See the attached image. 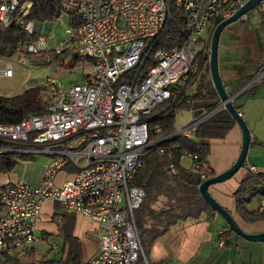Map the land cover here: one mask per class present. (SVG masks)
<instances>
[{"label": "built area", "instance_id": "built-area-1", "mask_svg": "<svg viewBox=\"0 0 264 264\" xmlns=\"http://www.w3.org/2000/svg\"><path fill=\"white\" fill-rule=\"evenodd\" d=\"M58 1L62 10L81 20L70 31V42L90 70L81 83L67 89L56 83L47 85L44 113L15 123L0 122V140L22 145L12 151L52 157L37 185L18 181L3 191L0 249L11 254L37 241L42 206L50 200L65 212L90 217L101 228L97 254L79 264H138L139 257H145L135 214L146 190L131 182L145 150L161 140L151 138L148 115L171 97L176 82L197 70L195 57L198 52L209 56L214 27L247 0ZM31 6V0H0V24H22L29 35L38 34L34 40L18 43L16 52H60V46L52 51L48 48L42 34L44 21L24 22ZM259 7L264 8V0ZM174 11L181 13L189 33L180 45L164 48L159 42H168L162 36ZM201 35L203 43L197 49ZM12 74L10 63L0 70L2 76ZM262 81L264 66L230 99ZM220 108L218 102L201 111L172 135L189 136L198 123ZM6 151L11 150L0 148ZM187 157L196 156L189 153ZM246 167L257 171L254 165ZM168 170L177 174L173 163ZM58 171L69 174L60 184L55 181ZM260 208L264 209V197Z\"/></svg>", "mask_w": 264, "mask_h": 264}, {"label": "trees", "instance_id": "trees-1", "mask_svg": "<svg viewBox=\"0 0 264 264\" xmlns=\"http://www.w3.org/2000/svg\"><path fill=\"white\" fill-rule=\"evenodd\" d=\"M31 1V9L24 18V22L54 20L62 11L58 0ZM80 23L81 20L77 16H71L72 28ZM188 33L183 16L179 11H174L169 26L162 36L168 42L164 43L161 40L159 45L165 46L164 48L180 45ZM37 36L36 33L30 35L26 33L22 24L14 22L0 24V55H11L18 43L34 40ZM68 52L73 60H83L76 54L75 47L68 48ZM23 53L28 56L34 55ZM208 61L207 56L198 52L195 57V62L198 64L197 70L190 71L185 80L176 82L171 97L156 106L148 115L151 138L161 140L145 150L131 182L132 185L142 186L146 190L144 202L135 214L145 257V259L139 257L138 264H144L145 260L148 264L164 263V260L155 261L149 250L153 242L162 237L170 227L186 221H196L203 216L206 220H210L217 213L203 200L198 187L204 180L215 176V172L207 161L211 140L224 138L232 126L236 125V121L226 109L220 108L198 123L189 136L182 133L172 135L177 130L174 121L179 109L197 108L196 111L200 112L210 110L218 104L219 99L211 80ZM45 87L47 88V86H41L30 89L25 94L12 97L0 95V122L15 123L30 115L44 113L49 95L44 92ZM255 92L256 87H252L237 96L233 100L235 109L240 112L241 105L237 103V100L246 96L252 97ZM157 128L158 131L155 130ZM20 146L22 145L19 143L0 140L1 149L11 150L0 152V173L12 170L18 161L33 158L32 153L12 151ZM189 153L196 156L191 160L192 164L199 165L197 169H194L192 165L185 167L181 164L182 159ZM170 163L175 164L176 175L168 170ZM242 168H246V162ZM201 173L204 174V179L200 178ZM7 187L8 185L0 189V211L4 208L2 194ZM160 196L172 204L168 202L166 206L153 207ZM232 196L234 213L241 220L248 223L264 221V209L260 208V200L264 197V172L247 170ZM251 203H254V207H250ZM57 217H60L59 221L56 220ZM75 218V214L65 211L55 213L52 217L54 222L57 221L58 236L63 240L62 258L59 260L49 259L46 256L37 258L34 246L28 245L11 254L0 249V264H79L83 262L80 251L81 242L74 233ZM233 233L230 229L221 233L220 238H223L224 246L231 244Z\"/></svg>", "mask_w": 264, "mask_h": 264}, {"label": "crops", "instance_id": "crops-1", "mask_svg": "<svg viewBox=\"0 0 264 264\" xmlns=\"http://www.w3.org/2000/svg\"><path fill=\"white\" fill-rule=\"evenodd\" d=\"M241 20V23L233 22L224 27V30L230 27L232 32L220 39L218 46V70L228 94L233 93L264 66V35L258 39L246 23L252 20L260 24V19L255 13L248 12ZM256 89L254 96L243 97L237 100V103L241 105L239 113L250 130L246 165H254L257 171L264 172V81L257 85ZM196 110L197 108H193L192 120L203 111ZM241 140V130L237 124L232 126L224 138L211 140L207 161L215 174L232 165L239 154ZM50 161H18L12 170L0 173V189L18 181L37 185ZM181 164L190 167L192 160L184 157ZM247 170V167L241 168L231 178L210 186L209 192L233 215L243 231L259 233L264 231V221L248 223L234 213L232 194ZM68 175L66 171H58L55 181L60 184ZM56 208H61L57 202H44L36 229L39 239L47 240L50 233L58 236L56 222L60 217L56 218V222L52 220ZM227 230L229 228L226 221L218 213L210 220L203 216L199 220L186 221L170 227L162 237L153 242L149 251L155 261L164 260V263L169 264H264V240L249 241L233 233L231 244L224 246L220 235ZM99 244L100 239L94 253L83 261L97 254Z\"/></svg>", "mask_w": 264, "mask_h": 264}, {"label": "rangeland", "instance_id": "rangeland-1", "mask_svg": "<svg viewBox=\"0 0 264 264\" xmlns=\"http://www.w3.org/2000/svg\"><path fill=\"white\" fill-rule=\"evenodd\" d=\"M249 13H255L260 19V24H257L256 21L252 20L250 22H246L249 27L253 29L259 39V36L264 35V8L262 9L259 5H257L255 8L251 9ZM71 16V13L62 10L54 20H44L42 34L46 37V44L50 51L60 46V52L51 55L48 51V54L41 52L28 56L23 52H16L15 48L14 52L9 56L0 55V70H2L7 63H10L13 69V74L10 77L0 75L1 96L12 97L21 95L25 94L30 89L47 86L49 84L51 85L53 83L62 85L64 89H67L75 83L82 82L90 68L87 60H73L72 55L68 52V48L74 47L73 43L70 42V31L72 30V26L70 24ZM243 17L233 22L241 23V19ZM223 30L220 34V39H223L225 36H229L230 32H232L230 27L224 31ZM202 40L203 36L201 35L199 37V41L197 42V49L202 45ZM258 47L260 46L258 45ZM259 84H261V82L254 84L253 87H257ZM44 92L49 93L48 88H46ZM262 102L263 101H261V103ZM191 120L192 112L186 108H181L178 110L175 117V128L179 130L180 128L187 126ZM38 159L49 161L52 157L42 153L34 154L32 160ZM168 202L172 204V202L160 196L153 204V207H163L166 206ZM250 207H254V203H251ZM55 212L59 213L62 212V210L61 208H56ZM2 213L3 210L0 211V214ZM75 216V234L79 237L81 242L80 251L81 258L83 260L90 257L97 248L101 228L97 222L88 216H84L82 214H75ZM32 246L35 248V256L37 258L44 256L55 260L62 258L61 251L63 248V240L55 233H50L47 240H43L41 238L38 239L32 244ZM54 246L57 247L58 251L54 248Z\"/></svg>", "mask_w": 264, "mask_h": 264}, {"label": "water", "instance_id": "water-1", "mask_svg": "<svg viewBox=\"0 0 264 264\" xmlns=\"http://www.w3.org/2000/svg\"><path fill=\"white\" fill-rule=\"evenodd\" d=\"M262 0H247L241 5L231 16L220 21L213 29L210 39V54H209V72L213 86L219 97V105L226 109L229 114L236 121V124L241 130L242 140L240 144V151L232 163V165L226 170L215 174V176L204 180L198 187L199 193L203 200L221 217L226 221L228 228L233 231L237 236L242 237L249 241H261L264 240V231L259 233H246L241 229L237 221L233 218L231 213L224 208L209 192V186L217 183L224 182L237 173L245 164L246 155L250 144V130L244 121L241 114L235 109L233 101L230 99V94L226 92L225 86L222 83L219 70H218V46L220 34L224 27L233 21L243 17L251 9L255 8Z\"/></svg>", "mask_w": 264, "mask_h": 264}]
</instances>
